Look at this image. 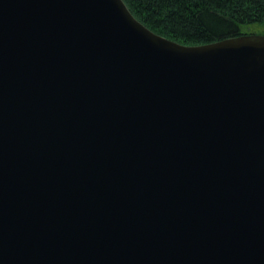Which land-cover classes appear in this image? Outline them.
I'll list each match as a JSON object with an SVG mask.
<instances>
[{
	"label": "water",
	"instance_id": "95a60500",
	"mask_svg": "<svg viewBox=\"0 0 264 264\" xmlns=\"http://www.w3.org/2000/svg\"><path fill=\"white\" fill-rule=\"evenodd\" d=\"M0 264H264V35L0 0Z\"/></svg>",
	"mask_w": 264,
	"mask_h": 264
},
{
	"label": "trees",
	"instance_id": "16d2710c",
	"mask_svg": "<svg viewBox=\"0 0 264 264\" xmlns=\"http://www.w3.org/2000/svg\"><path fill=\"white\" fill-rule=\"evenodd\" d=\"M134 17L157 35L188 47L264 35V0H123Z\"/></svg>",
	"mask_w": 264,
	"mask_h": 264
},
{
	"label": "rangeland",
	"instance_id": "374dc122",
	"mask_svg": "<svg viewBox=\"0 0 264 264\" xmlns=\"http://www.w3.org/2000/svg\"><path fill=\"white\" fill-rule=\"evenodd\" d=\"M262 32H263L262 28L255 27V28H252L249 31H247V34H249V35H261Z\"/></svg>",
	"mask_w": 264,
	"mask_h": 264
}]
</instances>
